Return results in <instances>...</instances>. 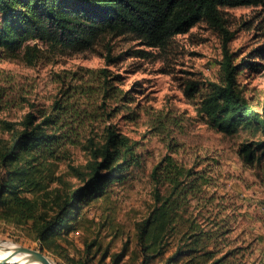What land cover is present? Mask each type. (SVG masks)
Here are the masks:
<instances>
[{"label": "trees", "instance_id": "obj_1", "mask_svg": "<svg viewBox=\"0 0 264 264\" xmlns=\"http://www.w3.org/2000/svg\"><path fill=\"white\" fill-rule=\"evenodd\" d=\"M239 5L264 7V0H0V58L32 65L56 54L94 51L108 36L121 34H131L146 46L163 47L172 36L204 21L221 35L223 53L219 77L204 85L198 112L219 131L233 133L240 127L258 136L244 141L238 151L245 163L261 169L264 116L243 93L238 78L244 69L264 67V43L239 59L228 49L232 32L224 8ZM102 54L106 64L122 55H114L110 47ZM118 76L107 67L73 71L70 80L62 78V96L49 110L27 111L19 121L0 119V129L10 133L6 140L0 137V219L30 223L44 248L53 249L63 230L77 227L91 196L104 194L113 181L127 179L132 165L140 163L139 142L111 120L117 110L107 103L109 96L118 94V99L132 102L127 91L114 84ZM76 77L83 81L71 80ZM198 90L197 81L185 83L189 96ZM70 143H82L91 155L85 170L76 169L81 182L64 191H45L43 162ZM174 145L169 143L170 152L149 173L154 205L137 224L142 262L162 256L176 237L164 264H224L229 252L214 257V249L206 247L213 234L205 228L201 207L215 199L207 190L210 167L199 168L198 160L187 165L172 154ZM262 173L264 180V167ZM125 251L123 247L115 262Z\"/></svg>", "mask_w": 264, "mask_h": 264}, {"label": "rangeland", "instance_id": "obj_2", "mask_svg": "<svg viewBox=\"0 0 264 264\" xmlns=\"http://www.w3.org/2000/svg\"><path fill=\"white\" fill-rule=\"evenodd\" d=\"M224 9L232 32L227 47L236 59L264 43V7L239 5ZM107 47L114 55L122 53L121 58L106 64L102 53ZM222 53L221 35L199 21L187 32L172 36L163 47L146 46L131 34H121L108 36L94 51L56 54L32 65L18 58H0V92L4 90L0 119L8 121L21 120L27 111L49 110L62 96L64 82L70 80L73 71L107 67L112 74H119L114 84L126 90L132 102L118 99V94L109 96L107 103L117 110L111 120L139 142L140 154V163L132 165L127 179L113 181L104 194L90 197L77 227L63 230L53 242V249L41 246L30 223L3 219L0 243L41 247L57 264H164L175 248L176 237L162 256L144 263L137 224L154 205L151 167L170 152L172 141L176 158L187 165L198 160L199 168L210 167L207 190L215 193V199L201 207L207 221L205 228L213 234L206 247L214 249V257L229 252L224 264H264V158L260 169L245 163L238 151L244 141L258 136L240 127L224 133L198 112L204 85L219 77ZM238 79L243 93L264 116V67L247 72L244 69ZM71 80L83 81L78 77ZM191 80L199 85L194 96L184 91L185 83ZM9 136L0 129V137L6 140ZM90 159L89 149L82 143L57 148L55 155L42 164L45 191H64L78 185L81 181L76 169L85 170ZM123 247L125 254L115 262Z\"/></svg>", "mask_w": 264, "mask_h": 264}, {"label": "water", "instance_id": "obj_3", "mask_svg": "<svg viewBox=\"0 0 264 264\" xmlns=\"http://www.w3.org/2000/svg\"><path fill=\"white\" fill-rule=\"evenodd\" d=\"M14 253H24L30 256L31 259H37L41 261L44 264H54L52 260L50 259V256H48L41 247L39 248H31L24 245H17L13 248ZM0 264H30V261H10L9 258L0 259Z\"/></svg>", "mask_w": 264, "mask_h": 264}, {"label": "bare ground", "instance_id": "obj_4", "mask_svg": "<svg viewBox=\"0 0 264 264\" xmlns=\"http://www.w3.org/2000/svg\"><path fill=\"white\" fill-rule=\"evenodd\" d=\"M18 244L11 242V241H5L0 243V256H3L5 259L9 258L10 261H24L28 260L30 261V264H44L41 261L37 259H31L30 256L24 253H14L13 248L16 247ZM50 259L54 264H57L51 257Z\"/></svg>", "mask_w": 264, "mask_h": 264}, {"label": "clouds", "instance_id": "obj_5", "mask_svg": "<svg viewBox=\"0 0 264 264\" xmlns=\"http://www.w3.org/2000/svg\"><path fill=\"white\" fill-rule=\"evenodd\" d=\"M4 257L3 256H0V259H3Z\"/></svg>", "mask_w": 264, "mask_h": 264}]
</instances>
